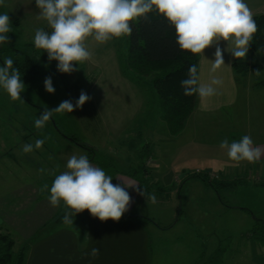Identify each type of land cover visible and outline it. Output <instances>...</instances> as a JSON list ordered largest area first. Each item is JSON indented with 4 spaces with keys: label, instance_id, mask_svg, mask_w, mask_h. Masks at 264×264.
I'll list each match as a JSON object with an SVG mask.
<instances>
[{
    "label": "rangeland",
    "instance_id": "374dc122",
    "mask_svg": "<svg viewBox=\"0 0 264 264\" xmlns=\"http://www.w3.org/2000/svg\"><path fill=\"white\" fill-rule=\"evenodd\" d=\"M5 8L3 10V7L0 6V14L3 12L8 13L9 16L11 14L12 32L10 34L18 45L32 44L34 32L25 27L28 25L27 23L31 22L30 20L33 24L49 30L44 22L36 19L38 9H36L35 0H14ZM33 17L34 19H32ZM17 22L25 29L22 28V31H19L14 24ZM88 45L93 52L92 60L81 64L80 70L71 74L58 72L57 62H49L47 53L42 51L41 53L45 56L43 62L47 65L48 70L41 75L39 85L25 88V91L21 93L23 100H10L7 93L0 88V183H6L9 180L11 186L17 181L18 183L24 181V190L29 199H33L38 193L41 198L48 196L49 193L42 192L41 187L44 184H48L50 187L55 173L52 176V169L43 168L45 163L41 164V167L39 166L45 171L38 173V169H40L37 164L38 153L33 151L24 154L22 145L34 143L37 139H44L43 145L51 151V155H56L59 161L61 153L59 145L61 139L64 141L65 139L54 129V121L63 133L69 134L72 131L82 142L92 147L97 153L98 159L104 162L109 160L110 164L123 170L128 167H138V156H140L138 152L142 142L148 143V148L152 151L151 147L156 142L158 131L164 125L160 122L157 92L151 84L152 77L137 75L128 66L126 37L114 38L105 44H97L95 41L89 40ZM256 57H254L255 60L254 58L247 60L248 63L261 65L260 57L258 55ZM250 70L255 72L258 69L248 68L246 71L236 72V74L238 73L240 76L244 74L243 72L246 73ZM49 76L52 78L55 88L54 94L47 93L44 88V80ZM81 91L91 97L82 108H77L72 113H54L50 121L41 129L34 126L35 119L44 109H54L64 100H71L75 104ZM170 135L175 134L170 133ZM65 142L72 145V154L82 151L76 144L68 140ZM66 156L67 158L62 160H67L70 154H66ZM152 157L153 153L151 152L144 158L145 167L148 169L151 168ZM43 158L48 161V157L44 156H40V161H45ZM61 163H59L57 175L66 169V166L64 167V164ZM160 170V185L164 183L171 188L173 180L163 174V167ZM151 175L152 177L154 175L152 171ZM209 176L219 179V176L215 174H209ZM237 179L239 180L238 185L220 189L222 201L227 205L246 207L256 217L264 220V190H257L264 189L263 186L257 185L264 183V178H255L247 172L230 178V180ZM242 186H253L255 189L250 188L247 192ZM178 188L175 187L176 190ZM186 189L188 193H186ZM262 191L263 194H261ZM191 194L195 197L191 204L195 205L194 207L200 212V215L205 216L199 218V223L190 222L191 215L196 216L195 210L190 207V204L187 205ZM176 195L178 194L175 193L172 196L171 199L174 200L171 201H175L177 204ZM210 195L212 194L209 190L198 191L184 187V193L181 196L184 224L178 225L169 232L161 233V236L151 234L152 264H201L202 254L213 253L217 255L214 260L210 259L212 262L206 261V257L202 262L208 264H264V247L251 240L250 234L247 232L253 220L249 218L246 220V213L243 210H236V208L223 213L224 211L218 210V205H214ZM151 205H153L154 212H160L161 215L167 214L166 209L160 207L162 204H158V201ZM43 209L45 207L39 209L40 213L45 212ZM65 212L63 205L60 206L56 214V219L59 218L60 221L58 223H64ZM75 217L74 224L79 225L80 213ZM163 220L168 221V216H165ZM186 223H189L190 226ZM3 228L16 240L17 247L25 241L9 226ZM45 228L49 229L50 227L47 225ZM40 229L36 232L37 234ZM190 229H192V233L189 232ZM18 237L20 241H18ZM217 247L220 249L217 250Z\"/></svg>",
    "mask_w": 264,
    "mask_h": 264
},
{
    "label": "crops",
    "instance_id": "0c3cea01",
    "mask_svg": "<svg viewBox=\"0 0 264 264\" xmlns=\"http://www.w3.org/2000/svg\"><path fill=\"white\" fill-rule=\"evenodd\" d=\"M13 1L5 0V4L2 6L3 10ZM245 2L253 15L264 13V0H245ZM30 21L25 27L34 32L40 26L33 24L32 20ZM14 24H16L19 31H22V28L25 29L18 22ZM89 40L91 39L89 38ZM226 46V42H221V48H226ZM91 47L94 48L95 46ZM214 52L215 47L213 46L204 51V56L207 59L199 54L198 74L200 82L203 84L209 83L213 76L222 80L221 85L215 86L217 94L205 100H201L197 96L194 109L183 129L175 135H170L165 122L161 119L160 122L164 125L158 131L157 137L159 138L156 137V142L151 147L153 148L151 151L153 157L151 158L152 165L150 169L154 174V181L161 182V167L164 168L163 174L173 180L171 188L162 183V186L168 189L166 195L154 193L158 204H162L160 207L166 209V215L154 212L151 201L139 195L133 188H128L126 190L132 198L129 211L149 217L154 222L126 217H122L118 222L112 220L101 222L85 210L80 213L79 225L74 224L75 219L73 218V224L56 223V214L59 207H52L47 199L48 196L41 198L38 193L33 199H29L28 195L26 197L27 192L24 190V181L20 183L17 181L12 183L11 186L9 180L6 183H0V226H9L22 240L30 239L34 236V233L40 228L42 229L39 231V238L34 239L30 246L26 264H152L151 234L161 236V233L169 232L178 225L184 224L181 197L184 193V187H190L198 191L209 190L214 205H218V210L224 211L223 213H226L227 210L232 211L233 208H236V210H249L246 207L227 205L222 201L219 192L204 185L199 180L186 179L188 173L195 171L215 174L219 176V179L234 178L246 172L252 174L255 178H264V156L256 163L244 161L237 165L230 161L226 152L219 147L220 142L225 138L232 142L239 140L244 135H250L256 146L264 148V80L261 81V79H264V69L260 70V76H256L251 70L238 76L239 74H236L233 69L235 59L229 52L224 51L225 64L216 73H211L210 60L214 59ZM257 55L251 52L249 48L244 60L257 58ZM258 56L260 57V55ZM260 61L262 63L261 57ZM64 139L73 143L69 139ZM65 141L61 139L59 145L61 150L59 161L58 157L51 155V151L44 145L41 149L34 150L39 155L38 168L45 163L43 168L48 167V169H52V172L48 170L52 176L54 173L57 175L59 163L62 162L61 164H64L65 167L67 160L62 159L67 158L66 154L72 155L73 151L72 145L67 144ZM146 144L149 147L148 143L142 142L138 155H140L143 146ZM80 148L82 151H79L77 155L86 154L91 157L89 161L112 176L114 184L120 183L121 181L117 179L120 178L128 184H138L140 186L139 177L133 178L130 175L135 168L128 167L123 170L110 164L109 160L104 162L98 159L96 152L90 156L87 150ZM40 156L48 157V161L44 158L45 161H40ZM32 159L34 158L32 157ZM139 161L138 158V165ZM175 187H181L180 191L182 192L179 196L176 195L177 204L175 201H171L174 200L171 199L172 196L175 193L177 194L178 191ZM242 188L247 192L250 188L255 189L253 186H242ZM186 193H188L187 189ZM261 194H263V191ZM194 200L195 197L191 194L187 205L190 204V207L195 210L196 216L193 217L192 214L190 222L199 223V218L202 215L196 210L195 205L191 204ZM43 207H45L43 209L45 212L40 213L39 209ZM245 213L246 220L247 218L252 220V217L247 212ZM165 216H168V221L163 220ZM176 216L178 217L177 220H175ZM186 224L190 226L189 223ZM47 225L50 227L49 229L45 228ZM189 232L192 233V229ZM86 236H89V238L86 239ZM93 248L100 250L97 258H92L90 255Z\"/></svg>",
    "mask_w": 264,
    "mask_h": 264
},
{
    "label": "clouds",
    "instance_id": "9594fccd",
    "mask_svg": "<svg viewBox=\"0 0 264 264\" xmlns=\"http://www.w3.org/2000/svg\"><path fill=\"white\" fill-rule=\"evenodd\" d=\"M4 4L5 0H0V6ZM35 6L38 9L36 19L44 22L50 31L45 27L36 28L33 46L46 52L48 61H56L57 71L65 74L79 71L81 64L92 60L89 38L97 44H105L114 38L131 36V25L151 13L162 16L174 28L175 42L180 51L202 54L205 58V49L214 46L211 73H216L225 64L224 51L236 60L245 59L258 30L245 0H35ZM10 32L9 14H0V44L10 42ZM221 42H226V48L220 47ZM254 73L261 75L259 69ZM180 84L184 95H196L205 100L217 94L215 86L221 85L222 80L213 76L209 83H201L198 66L191 64L187 78ZM0 88L10 100H23L21 93L26 85L12 58H5L3 66H0ZM44 88L49 94L55 93L50 76L45 78ZM90 99L81 91L75 104L64 100L54 109H44L35 119L34 126L41 129L54 113H72ZM44 142V139H37L34 143H26L22 145V152L28 154L41 149ZM219 147L237 165L244 161L256 163L264 156V148L256 146L250 135L232 142L225 138ZM44 171L41 168L38 173ZM117 179L121 182L114 184L113 177L94 166L86 154L74 153L67 159L66 170L55 175L50 187L44 184L41 191L49 193L47 199L52 207L63 205L66 224H73L72 217L85 210L101 222H118L129 211L132 202L128 188H133L151 203L156 202L154 193H147L138 184ZM99 254L98 248H93L90 253L92 258Z\"/></svg>",
    "mask_w": 264,
    "mask_h": 264
},
{
    "label": "trees",
    "instance_id": "16d2710c",
    "mask_svg": "<svg viewBox=\"0 0 264 264\" xmlns=\"http://www.w3.org/2000/svg\"><path fill=\"white\" fill-rule=\"evenodd\" d=\"M253 17L258 30L254 34L250 51L260 55L262 64L250 65L244 59H235L233 62L235 72L246 71L248 68L254 70L264 68V13L253 15ZM131 27V36H125L128 66L137 75H150L152 77L151 84L157 92L160 117L165 122L168 131L171 134H176L183 129L186 119L195 106L197 96L184 95L180 82L187 78L189 65L196 64L198 66L199 54L193 55L186 51H180L175 42L174 28L166 19L156 13L149 14L147 18L139 19ZM8 35L10 42L0 44V65L3 66L5 58H12L14 67L19 69L21 79L26 87L39 85L41 75L48 70L47 65L43 62L45 56L41 53L42 50H36L33 43L20 46L16 44L10 33ZM53 127L62 137L87 150L88 155L91 156L95 153V150L82 142L74 132L63 133L55 121L53 122ZM150 151L147 144L143 146L139 156V165L132 170L130 175L133 178L139 177V184L147 193L167 194L168 189L154 181L151 170L145 167L144 158L151 153ZM90 158L88 156L89 160ZM189 178L199 180L216 192H219L221 188L234 187L239 182L238 179L211 178L208 173L199 171L187 174L186 179ZM257 185L264 187V183H258ZM180 189L181 187L177 191L178 196L180 195ZM243 210L253 220L252 225L247 230L251 240L264 247V220L256 217L250 210ZM122 217L154 222L149 217L131 211L126 212ZM75 218L73 217V219ZM177 218L176 216L175 220ZM55 222H60L59 218ZM39 235L36 233L32 238L23 241L17 247L16 240L0 226V264H26L30 246L34 239L39 238ZM219 249L217 247V250ZM216 255L214 253L210 255L202 254L201 264H208L202 262L205 257L206 261L212 262L211 260H214Z\"/></svg>",
    "mask_w": 264,
    "mask_h": 264
}]
</instances>
